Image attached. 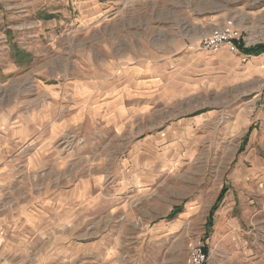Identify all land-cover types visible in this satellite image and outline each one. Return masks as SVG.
Segmentation results:
<instances>
[{"label": "rangeland", "instance_id": "374dc122", "mask_svg": "<svg viewBox=\"0 0 264 264\" xmlns=\"http://www.w3.org/2000/svg\"><path fill=\"white\" fill-rule=\"evenodd\" d=\"M260 44L264 0H0V212L40 202L35 264H264Z\"/></svg>", "mask_w": 264, "mask_h": 264}, {"label": "crops", "instance_id": "0c3cea01", "mask_svg": "<svg viewBox=\"0 0 264 264\" xmlns=\"http://www.w3.org/2000/svg\"><path fill=\"white\" fill-rule=\"evenodd\" d=\"M0 130L6 131L3 135H0V178L9 172L8 176L5 177L6 180L9 177L12 178L11 174L16 172L14 169L15 163L13 162H16L17 165L21 161L18 157V150H16V148L18 149L20 135L18 133L13 136V132L18 129H13L6 124H1ZM39 141V144L35 141L34 150L27 155L30 168H33L32 162L37 157L43 156V139H39ZM36 153L38 156L35 155ZM9 155L13 156L12 164L9 161ZM29 173L35 172L30 170ZM2 185H0V188ZM22 204L23 207H20L19 200H17L16 206L0 212V264H35L37 251L43 250V216L36 215V213L26 214L29 209H38L40 202H25Z\"/></svg>", "mask_w": 264, "mask_h": 264}, {"label": "built area", "instance_id": "2783aa9c", "mask_svg": "<svg viewBox=\"0 0 264 264\" xmlns=\"http://www.w3.org/2000/svg\"><path fill=\"white\" fill-rule=\"evenodd\" d=\"M237 38L236 32L227 28H214L211 33L204 36L201 40L199 49L211 52L219 51L223 45L229 49L234 50V40ZM199 244H195V249L191 253V264H200L203 261Z\"/></svg>", "mask_w": 264, "mask_h": 264}, {"label": "trees", "instance_id": "16d2710c", "mask_svg": "<svg viewBox=\"0 0 264 264\" xmlns=\"http://www.w3.org/2000/svg\"><path fill=\"white\" fill-rule=\"evenodd\" d=\"M262 47H264V44H260V45H256L255 47H249V48H243V47H241L242 48V50H247L248 49V51H257V50H259V49H261ZM224 191H225V188H224Z\"/></svg>", "mask_w": 264, "mask_h": 264}]
</instances>
